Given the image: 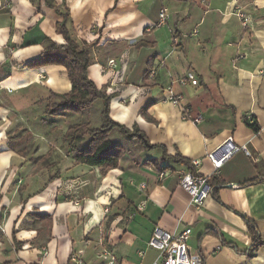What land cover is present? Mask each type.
I'll list each match as a JSON object with an SVG mask.
<instances>
[{
  "label": "crops",
  "instance_id": "crops-1",
  "mask_svg": "<svg viewBox=\"0 0 264 264\" xmlns=\"http://www.w3.org/2000/svg\"><path fill=\"white\" fill-rule=\"evenodd\" d=\"M54 1L70 9L74 38L95 42L89 77L113 95L114 119L137 124L169 154L200 159L206 174L214 172L207 153L230 135L258 160L241 151L225 162L222 184L201 207L175 171L160 177L131 153L106 172L78 162L68 142L51 134L63 137L68 117L95 125L93 109L45 123L41 101L72 88L67 68L25 66L42 54L46 37L65 43L61 15L44 0H0V65L13 64L0 80V264H76L75 252L82 264H107L111 256L113 264H152L161 261L148 245L155 225L172 232L192 226L189 245L200 264H264V0ZM164 6L169 18L159 25ZM239 10L251 14L249 26ZM188 72L194 82L183 84ZM169 85L200 122L167 100ZM61 119L68 126L58 125ZM134 153L162 156L160 148ZM249 224L262 243L255 244Z\"/></svg>",
  "mask_w": 264,
  "mask_h": 264
},
{
  "label": "trees",
  "instance_id": "trees-1",
  "mask_svg": "<svg viewBox=\"0 0 264 264\" xmlns=\"http://www.w3.org/2000/svg\"><path fill=\"white\" fill-rule=\"evenodd\" d=\"M45 3L57 10L61 20L57 22V31L62 33L65 43H58L50 37H46L44 50L36 59L28 62L25 66L34 68L51 63L63 64L67 68L72 88L66 93L51 94L41 101L44 104L43 121L51 123V117L66 115L67 113L82 114L90 109L95 101L102 100L101 123L93 125L89 120H81L71 123L68 126L63 139L67 141V150L78 161L90 165L103 166V171L117 167L119 159L125 153L133 154L134 159L143 164L155 165L158 170H166L172 164L183 165L186 168L196 171L192 160L183 156L180 152L172 155L168 153L164 144H153L143 130L137 124L132 127L114 119L111 116L112 94L105 89L98 88L95 82L89 77V67L92 61V47L94 43L79 41L74 38L70 25V9H64L54 0H44ZM13 64L5 63L0 65V80L11 75ZM255 130H259L257 122L250 123ZM129 142L128 147L126 143ZM140 146L143 149L160 148L162 156L160 159H140L136 155L135 148ZM166 163V164H165ZM263 179V178H262ZM212 186V193H215L218 185L222 184V178L213 174L209 180ZM38 218L47 219L50 223L51 216L48 214L37 215ZM250 225V224H249ZM255 244H260L257 230L250 225Z\"/></svg>",
  "mask_w": 264,
  "mask_h": 264
},
{
  "label": "built area",
  "instance_id": "built-area-1",
  "mask_svg": "<svg viewBox=\"0 0 264 264\" xmlns=\"http://www.w3.org/2000/svg\"><path fill=\"white\" fill-rule=\"evenodd\" d=\"M238 14L241 17L243 25L249 26L252 22L251 14L241 10L238 11ZM168 18L169 8L164 6L160 11L159 25L164 24ZM110 62L112 63L113 60ZM179 81L183 84L194 82V75L192 72H188L180 77ZM166 91L167 100L181 107L183 118L193 120L194 122L202 120V115L193 114L190 106L183 103V95L176 94L171 85L167 86ZM241 151L249 155L254 161L258 160V156H255L251 152L247 144L237 143L232 135L228 136L219 146L210 150L207 153V157L212 162L213 174H218L225 162ZM192 163L196 166L195 172L188 168H177L176 170L168 168L160 171L159 176L166 177L175 171L179 175L181 185L190 193L192 203L197 207H201L212 193L213 189L209 180L213 174L210 175L201 171L200 166L202 161L200 159H194ZM141 188L147 191L146 184H142ZM145 205L146 201L144 200L139 205V208L143 210ZM192 231L193 228L190 225L185 226L178 232H172L162 228L160 225H155L148 245L160 251L161 261L156 260L152 264H200L199 260L192 255L189 245ZM103 252L105 255H110L107 250ZM72 260L76 264L83 263V257L78 252L72 254ZM114 261L115 257L111 256V260L107 264H113Z\"/></svg>",
  "mask_w": 264,
  "mask_h": 264
},
{
  "label": "rangeland",
  "instance_id": "rangeland-1",
  "mask_svg": "<svg viewBox=\"0 0 264 264\" xmlns=\"http://www.w3.org/2000/svg\"><path fill=\"white\" fill-rule=\"evenodd\" d=\"M97 108H102V100H97V101H95V103H94V105L90 108V110L91 109H93V121L95 122L94 124L95 125H98L100 122V120L99 121H95V116L96 117H98L99 115H98V113H97V111H96V109ZM43 111H44V108H43ZM69 119H68V124L70 123H74V122H76V121H80L79 119V117L77 116V117H68ZM71 120V121H70ZM60 122L58 123V125H60L61 127L63 126V125H66V126H68V124H67V122L65 123V121L66 120H63V119H61V120H59ZM97 122H99V123H97ZM37 123H38V120H37ZM62 131L60 130V133H58V132H55V133H52L51 134V137L53 138V141L54 142H59V140H61L63 137H62V133H61ZM31 134V133H30ZM27 136H29V134H27ZM25 138H26V136H25ZM31 139V138H30ZM29 138L28 139H25V140H30ZM39 141H41V139H38ZM38 141V142H39ZM32 145H36L35 143H32Z\"/></svg>",
  "mask_w": 264,
  "mask_h": 264
}]
</instances>
